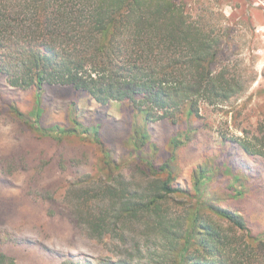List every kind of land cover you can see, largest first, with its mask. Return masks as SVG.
Returning a JSON list of instances; mask_svg holds the SVG:
<instances>
[{
  "label": "trees",
  "instance_id": "trees-1",
  "mask_svg": "<svg viewBox=\"0 0 264 264\" xmlns=\"http://www.w3.org/2000/svg\"><path fill=\"white\" fill-rule=\"evenodd\" d=\"M219 15L226 19L194 11L187 0H0V75L10 85L71 86L101 103L129 101L134 110L132 153L143 179L123 172L95 129L106 182L78 189L79 221L93 237L122 243L125 257L103 264H264V239L221 203L224 195L208 191L216 169L199 165L191 189L175 183L176 151L196 134L200 102L224 104L247 91L227 53L235 27ZM160 119L186 128L159 163L148 124ZM230 140L264 157V119ZM136 229L146 248L130 233ZM0 264L16 263L0 252Z\"/></svg>",
  "mask_w": 264,
  "mask_h": 264
},
{
  "label": "rangeland",
  "instance_id": "rangeland-1",
  "mask_svg": "<svg viewBox=\"0 0 264 264\" xmlns=\"http://www.w3.org/2000/svg\"><path fill=\"white\" fill-rule=\"evenodd\" d=\"M187 1L194 11L201 6L224 13L226 19L219 15L220 21L235 27L227 53L247 91L224 104L200 102L196 134L176 151L175 183L191 189L198 166L213 167L208 191L224 195L221 203L240 212L264 239V157L249 156L230 140L264 119V0ZM137 115L143 126L144 115ZM135 119L126 100L101 103L85 91L58 84L40 91L20 88L0 75V252L16 264H103L124 258L117 239L88 232L76 203L79 188L106 182L95 129L123 172L143 179L132 153ZM73 127L72 134L62 131ZM148 128L160 163L172 148L171 137L186 127L160 119ZM139 230L130 233L146 248ZM154 240L150 243L156 247Z\"/></svg>",
  "mask_w": 264,
  "mask_h": 264
}]
</instances>
